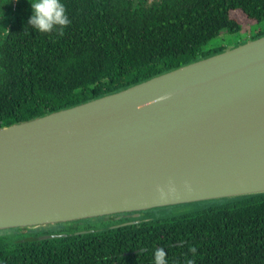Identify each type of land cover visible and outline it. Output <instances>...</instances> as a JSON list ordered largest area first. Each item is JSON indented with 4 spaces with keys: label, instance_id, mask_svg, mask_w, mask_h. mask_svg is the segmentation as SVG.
<instances>
[{
    "label": "water",
    "instance_id": "water-1",
    "mask_svg": "<svg viewBox=\"0 0 264 264\" xmlns=\"http://www.w3.org/2000/svg\"><path fill=\"white\" fill-rule=\"evenodd\" d=\"M263 193L264 34L0 126L3 232L110 215L116 228L167 216L153 208Z\"/></svg>",
    "mask_w": 264,
    "mask_h": 264
},
{
    "label": "trees",
    "instance_id": "trees-1",
    "mask_svg": "<svg viewBox=\"0 0 264 264\" xmlns=\"http://www.w3.org/2000/svg\"><path fill=\"white\" fill-rule=\"evenodd\" d=\"M122 0L101 13L71 8L70 23L39 32L16 29L6 47L0 83V126L105 93L225 48L204 47L223 29L264 22V0H171L125 10ZM264 34V27L250 38ZM75 234L73 222L0 233V264H264V193L199 211ZM63 237L39 239L42 232ZM3 232V231H2ZM5 233V232H4ZM195 252H191V248Z\"/></svg>",
    "mask_w": 264,
    "mask_h": 264
},
{
    "label": "flooded vegetation",
    "instance_id": "flooded-vegetation-1",
    "mask_svg": "<svg viewBox=\"0 0 264 264\" xmlns=\"http://www.w3.org/2000/svg\"><path fill=\"white\" fill-rule=\"evenodd\" d=\"M168 1L171 0H122L121 6L125 10H141ZM63 3L67 16H69L71 8H77L84 14L101 13L104 10H108L109 7L114 8L117 0H63ZM30 13L29 0H0V83L6 71L4 63L6 47L10 44L14 31L16 29L21 30L27 24ZM107 217H91L69 222H73V225L79 227L91 226V228H103ZM112 218V222H119L121 220L118 215H112Z\"/></svg>",
    "mask_w": 264,
    "mask_h": 264
},
{
    "label": "clouds",
    "instance_id": "clouds-1",
    "mask_svg": "<svg viewBox=\"0 0 264 264\" xmlns=\"http://www.w3.org/2000/svg\"><path fill=\"white\" fill-rule=\"evenodd\" d=\"M31 13L27 23L39 32H50L53 30L62 33L63 26L70 23L63 0H29ZM195 252V248L190 249ZM153 264H168L166 253L162 248L153 250ZM187 264H193L189 258Z\"/></svg>",
    "mask_w": 264,
    "mask_h": 264
},
{
    "label": "rangeland",
    "instance_id": "rangeland-1",
    "mask_svg": "<svg viewBox=\"0 0 264 264\" xmlns=\"http://www.w3.org/2000/svg\"><path fill=\"white\" fill-rule=\"evenodd\" d=\"M263 27H264V22L248 25L238 32H230L223 29L221 33L213 37L208 42V44L205 45L204 50L214 48L217 46L228 47L230 45L237 44L239 42L244 41L245 39H249L254 32L258 31L259 29H262ZM222 203H224V201H219V202L199 201V202L153 208L147 210L145 213L147 215L151 214V215L172 216L183 211H199L209 204H216L217 206L218 204H222ZM4 232L0 231V233L3 235L7 234L10 237H15L17 232L19 231L12 228V229H6L4 230Z\"/></svg>",
    "mask_w": 264,
    "mask_h": 264
}]
</instances>
